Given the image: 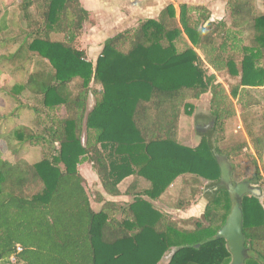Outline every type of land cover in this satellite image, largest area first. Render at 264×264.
<instances>
[{
    "label": "trees",
    "instance_id": "1",
    "mask_svg": "<svg viewBox=\"0 0 264 264\" xmlns=\"http://www.w3.org/2000/svg\"><path fill=\"white\" fill-rule=\"evenodd\" d=\"M17 1L16 11L0 6V65L8 68L0 75V94L10 105L0 116V139L14 157L37 147L41 158L10 162L0 151V264H229L224 240L215 239L230 209L217 157L228 161L238 183L232 159L241 146L222 151L217 135L213 141L202 135L195 147L181 145L179 121L182 112L191 115L188 100L210 93V118L221 134L233 111L230 98L248 99L243 113L262 106L247 135L263 159L264 96L253 97L252 89L264 88V0H230L229 22L218 23L205 9L193 19L186 4L176 20L168 3L158 19L108 37L94 61L79 49L88 20L80 0ZM182 35L189 45L178 51ZM209 67L238 79L229 94ZM27 116L31 126L20 122ZM256 160L251 155L248 182L263 195ZM81 163L103 191L98 209L78 171ZM178 178L190 191L175 205L184 213L195 205L193 185L207 183V225L197 221L184 229L156 207ZM261 197L242 198L251 252L244 264H264Z\"/></svg>",
    "mask_w": 264,
    "mask_h": 264
},
{
    "label": "rangeland",
    "instance_id": "2",
    "mask_svg": "<svg viewBox=\"0 0 264 264\" xmlns=\"http://www.w3.org/2000/svg\"><path fill=\"white\" fill-rule=\"evenodd\" d=\"M229 1L230 0H106L103 1V3L101 4L102 8H99V12H96L95 14H90L91 17L89 18L95 20L94 22H89V26L84 30L85 33H82V37L81 39H79V49L83 48L84 50H86L87 46H93L92 48H94V46L96 47L97 45H100L104 39L110 36L122 33L129 29L133 30L135 27L138 26L139 22L147 19L144 16L155 17L154 19H158L160 11H162L168 3H171L175 10L176 20L179 17L180 4L185 3L189 8L192 9L189 16L193 19H198L206 15V13L208 12L211 17L210 19H212L214 23L226 21L229 22L227 12V6ZM0 2V6H3L4 9H9V11L17 10V0H0ZM154 3L156 4V6L154 5ZM104 6H106L107 8ZM154 6L157 7V12L155 13V15L151 14L152 12H149L147 15L145 13L142 14V12H139V10L142 8H148L147 10L153 11ZM31 13L33 14L34 11ZM93 26H97V30ZM98 30H100V32H98ZM187 45H189L188 39L184 35H182L181 40H177L176 42V47L178 51L184 50ZM122 50L127 51L128 46H124ZM98 51L99 49L97 50V52ZM197 53L202 59L204 58L199 51H197ZM2 71L8 72V68L4 67L3 63H1L0 65V75L1 73H3ZM207 71L209 73H215L211 70L210 67L207 69ZM215 74L217 82L223 84L227 94H229L230 86L235 85L238 79L230 78L227 75V72H224L222 74ZM22 80L23 76H19V78L15 82L21 83ZM1 85L2 84H0V86ZM252 90L254 91L252 92L253 97H257L258 99H260L262 96H264V88ZM242 94L243 93H241V95ZM210 101V93L202 95L197 100H188L187 103L192 105V111L191 115H187L185 114V112L181 113L178 129V142L181 145L187 147H195L200 142L202 135H205L206 137L209 136L212 141L214 135H217L221 138L218 143V147L222 151H231L232 149H237L238 146H241L239 149L234 151V155L236 156H234V158L232 159L233 165L237 167L235 170V182L249 181V179H251L254 171V168H252L250 164L251 155L257 159L256 161L258 164L259 171L261 172V175L264 178V157L262 160L258 158V156L255 154L252 143L250 142V139L247 135V130L250 129L251 123H253L255 119H259L258 116L262 112V106L260 108L250 109L248 113H243L242 110L244 108V104L248 102V99L238 101L237 99L230 98V103L233 111L230 117L225 119L223 133H218L217 129H214V124L211 129H208L205 132L198 133L196 131L197 126L206 125L211 121V116L209 114ZM261 105L264 106V101L261 102ZM9 110V103L6 101L5 97L0 94V116L5 115L9 112ZM20 122L30 126L32 125V121H30L29 116L25 117ZM9 127H11V125H9L8 128ZM0 151L2 153V158L10 162H15L16 158H22L28 161L29 163H35L38 162L41 158V151L37 147H27L26 151L24 150V152L14 157L8 150H6L5 144L2 139H0ZM78 171L85 179V189L90 197L92 207L94 209H98L99 204H95V201L98 197L97 192L103 193V191L97 181L94 172L92 171L91 167L85 163H81L78 165ZM127 184L128 180L125 182V184L122 185V188L124 187L123 189H125L127 187ZM183 186V178H178L169 187L166 193L163 194V196L158 200L156 207L162 212H169L168 215H170L174 219L177 218L178 220L179 216V226L184 229H194L195 223L197 221L203 225H207L206 221L202 218V213L206 203L203 197V192L205 191L207 183L201 182L200 185H193V189L197 191V194L195 200H192L194 202L193 204L195 205H193L189 210H195V212L188 211V213H195L197 215L196 217H198L197 219H193L188 214H182V212L179 211L177 212L175 209L177 200L182 194L186 200L190 198L189 186ZM260 199L261 203L264 204V194ZM110 201L129 202L130 199L129 197L122 196L110 198ZM168 255L165 256V262H167L169 258Z\"/></svg>",
    "mask_w": 264,
    "mask_h": 264
},
{
    "label": "water",
    "instance_id": "3",
    "mask_svg": "<svg viewBox=\"0 0 264 264\" xmlns=\"http://www.w3.org/2000/svg\"><path fill=\"white\" fill-rule=\"evenodd\" d=\"M214 121H210L203 126H197L196 131L201 133L211 129ZM220 169V184L228 193L230 209L226 216L223 226L216 233V239H223L226 249L230 255L229 264H244L249 259V250L245 247L243 235V213L242 198L244 196L261 197V190L248 181L234 183L231 179V166L224 157H217Z\"/></svg>",
    "mask_w": 264,
    "mask_h": 264
},
{
    "label": "crops",
    "instance_id": "4",
    "mask_svg": "<svg viewBox=\"0 0 264 264\" xmlns=\"http://www.w3.org/2000/svg\"><path fill=\"white\" fill-rule=\"evenodd\" d=\"M103 1H106V0H80V4L82 5V7H83V9L87 12V14H88V20L86 21V22H84L83 24H82V33H85L84 32V30H85V28H87L88 26H89V22H94V20L95 19H90L89 17H91L90 16V14H92V13H96V12H99V8H102L101 7V4L103 3ZM156 4H157V1H156ZM156 4L154 3V5L156 6ZM185 4V3H184ZM104 5V4H103ZM187 5V4H186ZM154 6V9H153V11L151 10V11H149V10H147L146 8H142V9H140L139 10V12L141 13L142 12V14L143 13H145L146 15L149 13V12H152L151 14H154L155 15V13L157 12L156 10H157V7H155ZM158 6V5H157ZM104 7H106V6H104ZM107 8V7H106ZM105 9V8H104ZM211 11V10H210ZM139 13V14H140ZM145 18H147V19H154L155 17H148V16H144ZM157 17V16H156ZM142 18V17H141ZM211 18V17H210ZM89 20H91V21H89ZM210 21H212L213 22V20L212 19H210ZM98 26H99V24H98ZM91 27V26H90ZM94 27V26H93ZM96 30H97V26L96 27H94ZM91 30H92V28H91ZM98 32H100V30H98ZM82 37V36H81ZM81 37H80V39H81ZM107 39V38H106ZM106 39H104L103 40V42L106 40ZM78 42H80V41H78ZM102 42V43H103ZM101 43V44H102ZM99 44V43H98ZM101 44L100 45H97L96 47L94 46V48H92L91 46H87L86 48V50H84L83 48V50L87 53V55H88V58L89 59H91L92 61H94L95 60V58H96V54H97V50L98 49H100V46H101ZM122 197V196H121ZM124 197H127V196H124ZM105 198L107 199V200H110V198L108 197V196H105ZM116 198V197H115ZM157 203H158V201H157ZM156 203V204H157ZM96 204V203H95ZM177 211V210H176ZM188 211H191V210H188ZM188 211L187 212H185V213H183L182 212V214H188L189 216H191L193 219H197L198 217H196L197 215L195 214V213H188ZM167 212V211H166ZM178 212V211H177ZM191 212H195V210L194 211H191ZM169 213V212H168ZM167 213V214H168ZM171 214V213H170ZM182 218V217H181ZM180 219V217L178 216V220ZM192 219V220H193ZM178 220H177V218H176V221L178 222ZM178 224H179V222H178Z\"/></svg>",
    "mask_w": 264,
    "mask_h": 264
},
{
    "label": "flooded vegetation",
    "instance_id": "5",
    "mask_svg": "<svg viewBox=\"0 0 264 264\" xmlns=\"http://www.w3.org/2000/svg\"><path fill=\"white\" fill-rule=\"evenodd\" d=\"M215 239H216V235H215ZM225 242V241H224ZM245 245V244H244ZM225 247H226V243H225ZM246 247V246H245ZM248 250H249V248L248 247H246ZM249 258L251 257V252H250V250H249ZM230 263V262H229Z\"/></svg>",
    "mask_w": 264,
    "mask_h": 264
},
{
    "label": "built area",
    "instance_id": "6",
    "mask_svg": "<svg viewBox=\"0 0 264 264\" xmlns=\"http://www.w3.org/2000/svg\"><path fill=\"white\" fill-rule=\"evenodd\" d=\"M264 182V181H263ZM18 250H19V248H18Z\"/></svg>",
    "mask_w": 264,
    "mask_h": 264
}]
</instances>
